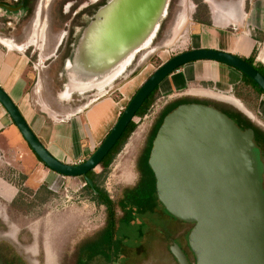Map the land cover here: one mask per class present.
<instances>
[{
	"label": "water",
	"instance_id": "1",
	"mask_svg": "<svg viewBox=\"0 0 264 264\" xmlns=\"http://www.w3.org/2000/svg\"><path fill=\"white\" fill-rule=\"evenodd\" d=\"M168 1L106 0L100 5L75 42L65 67L64 88L68 66L75 65L81 48L86 50L82 59L85 66L88 70L92 67L95 75L77 76L76 82L102 84L104 74L110 76L121 63L112 65L115 56L133 55L134 49L151 39ZM86 29L92 31L85 34ZM198 60L232 66L249 76L264 93V75L243 56L206 47L181 51L142 82L100 144L78 163L60 160L47 149L1 85L0 104L46 167L63 176H81L94 188L87 172L101 163L149 94L175 70ZM107 63L109 68L102 72L100 69L107 68ZM98 76L101 82L96 79ZM95 85L80 88L95 89ZM147 162L155 177L157 198L165 210L179 220L193 223L188 246L194 264H264V164L257 156L252 128L241 129L213 105L181 103L164 115ZM169 250L177 264H190L177 243Z\"/></svg>",
	"mask_w": 264,
	"mask_h": 264
},
{
	"label": "rangeland",
	"instance_id": "2",
	"mask_svg": "<svg viewBox=\"0 0 264 264\" xmlns=\"http://www.w3.org/2000/svg\"><path fill=\"white\" fill-rule=\"evenodd\" d=\"M26 1L27 7L24 11L6 12L1 7L0 34L21 41L28 39L35 31L37 34L34 39L35 45L31 47L32 50L35 49L36 44L40 41L38 37L40 27L33 30L34 10L39 3H42L43 38L46 37L47 45L49 44L44 49L43 55H47L52 50L59 33L63 30L67 31L70 26L69 34L64 38L61 52L58 53V59L61 57V69L58 65L57 70H54L56 72L46 81L47 95L50 99L57 90H63V95H65L66 74L65 71H62V64L67 65L82 29L93 19L92 14L95 13L98 4L103 3L104 0L93 4L90 3V0H50L46 6V0ZM184 1L186 0L168 1L166 12L160 19L151 39L138 52L121 60L120 65L110 76L104 74L105 79L102 84L92 82L91 85L96 84L95 89L84 92L82 88L91 85L88 83L78 85L76 82L72 91L82 87L80 89L84 93L75 95L74 98L79 97L81 101L85 102L90 97V93H95V97L109 94L115 101H122L123 106H126L141 83L164 61L176 53L191 49L192 45L211 41L209 33L197 34L193 32L198 27L193 25L189 15L186 19L187 22H184V26L170 41L172 38L171 26L177 20L179 13L183 11ZM188 1L189 5L195 7L192 0ZM214 1L218 3L220 9L227 8L224 0ZM85 3L88 5L85 6ZM246 9L247 11L252 10L250 22L241 21L240 27L236 28L237 31H241L246 26L251 31L252 28L257 30L256 26L264 21L257 17V11L264 9V0H248ZM215 22L228 30H232L234 27L232 23L221 19L218 15H216ZM38 54L39 51L35 49L32 58L34 63L37 62ZM65 57L67 58L64 59ZM32 65L31 63L30 66ZM181 71L187 74L188 68H183ZM96 79L101 82V76ZM170 80L159 84L152 103L142 115L134 117L133 121L136 123V127L113 155L107 168L103 169L101 165L95 167V172L100 174L97 178L98 187L112 200L115 206L113 236L115 241L120 238L122 242L118 259L116 247H114L116 242H113L111 250L108 235L102 234L107 217L106 207L99 203L96 197L95 200L93 199L90 190L84 187L81 176L67 181L63 177L58 182L46 184L52 193L48 194L46 199L40 195L29 211L24 213L12 208L9 204L19 195H23L26 201L33 199L34 193L38 190L36 188L37 181L33 182L34 185L28 183L25 186L23 184L25 180L21 178V173L14 167L17 164L16 161L10 156L4 157L1 153L0 244L4 246L2 248L4 254H7L8 257H17L19 264H176L168 247L171 244V239L179 232L187 231L190 225L169 218L170 216L164 208L157 204L152 212L136 213L135 218L130 221V225L125 226L121 221L124 209L119 203L124 192L133 188L140 180L138 155L146 147L151 126L168 103L181 96L221 102L203 96L183 94L190 82L188 81V85L182 87L171 85L173 79ZM197 83L203 87L212 86L211 82ZM242 93L246 94V91L242 90ZM261 97L260 95L253 99L251 96L252 99L249 98V104H247L254 110L247 108L253 114H250L253 122L264 130V98L261 100ZM70 104L71 102L68 105ZM175 105L171 106V110ZM2 179L10 185L7 186Z\"/></svg>",
	"mask_w": 264,
	"mask_h": 264
},
{
	"label": "crops",
	"instance_id": "3",
	"mask_svg": "<svg viewBox=\"0 0 264 264\" xmlns=\"http://www.w3.org/2000/svg\"><path fill=\"white\" fill-rule=\"evenodd\" d=\"M203 1L209 7L212 24L205 25L194 21L192 16L195 7L193 5H191L189 18H192L193 25L198 27L193 32L197 34L209 33L211 41L192 45L191 48H215L243 57H249L255 48V61L264 66V9L257 11V17L260 20L262 18L263 21L256 26L257 30L252 28L251 31L246 26L241 31H237L236 28L240 27L241 21L249 23L252 15L251 9L247 11L243 8L244 0L227 1L224 3L227 5L226 9H220L214 0ZM216 15L232 23L235 28L228 30L221 24H217L215 22ZM33 30H35L34 27ZM38 32L40 41L36 44L35 49L39 51V54L35 63L32 61L35 49H31L35 45L34 37L37 35L35 32L31 34L29 42L26 40L17 41L13 37L0 34V85L15 102L28 125L47 149L60 160L78 163L83 161L103 140L125 106L122 101H115L109 94L95 97V93H90V97L85 102L81 101L79 97L74 98L75 95H81L90 89L94 90V88L84 90V92L80 88H75L68 95H63V90H57L56 94L51 96V100L47 95L46 81L56 72L54 70H57L58 65L61 69V57L58 59L59 56L55 52L58 41L56 40L47 55H43L44 49L49 44L47 45L46 37L41 39L40 29ZM174 38L175 35L172 34V40ZM31 63L32 66H30ZM65 67L66 65L62 66V68ZM186 67L188 68L187 74L181 71ZM174 77L175 81L173 82ZM171 78L173 79L171 85L175 84V86L184 87L188 85V81L190 82L183 94L216 99L235 108L239 107L238 109L241 107L244 110L247 109L246 111L253 115L247 108L249 102L234 94V86L239 84L241 73L232 66L212 60H198L178 68L161 84L171 81ZM197 82H211L212 86L203 87ZM240 96L243 97V95ZM230 97H233L234 100H231ZM262 98L261 100H263ZM70 102L71 104L68 105ZM242 108L240 110H243ZM1 153L4 157L10 156L16 161L17 164L13 166L24 177L23 184L25 186L28 183L34 185L33 182L37 181L36 188H38L42 184L50 185L58 182L63 177H65V181L80 177L61 176L47 168L30 149L0 104ZM2 181L7 186L10 185L5 180L2 179Z\"/></svg>",
	"mask_w": 264,
	"mask_h": 264
},
{
	"label": "trees",
	"instance_id": "4",
	"mask_svg": "<svg viewBox=\"0 0 264 264\" xmlns=\"http://www.w3.org/2000/svg\"><path fill=\"white\" fill-rule=\"evenodd\" d=\"M195 4V10L193 13V20L197 23H202L205 25H211V15L208 5L203 0H192ZM23 7H27V1L24 0ZM255 48L253 49L251 55L249 57H243L245 58L250 64H252L257 70L264 75V66L261 63H258L255 61ZM182 67V66H181ZM240 72V71H239ZM241 73V80L239 84H237L234 88V94L238 98H242L246 101L253 96V99L256 97H259L260 95L264 98V93L261 90V88L246 74ZM159 85L154 88V90L149 94V96L145 99L143 105L140 107V109L136 112V116L142 115L145 110L148 108V106L152 103L154 100L155 93L158 91ZM242 90L246 91L245 93H242ZM240 95H243L240 96ZM200 103L210 104L224 113H226L230 118H232L235 123L241 128H252L254 131V140L256 142L257 146H264V130L260 128L253 120L248 117V115L244 112H242L240 109L235 108L234 106L224 103V102H218L215 100H200L198 101ZM176 105L174 106V108ZM251 110H254L253 107L247 106ZM169 111H171V107L166 108L158 118L157 122L155 123L154 127L152 128V131L150 133V137L148 139V142L146 144V147L144 148V152L142 156L140 157L138 161V168L140 171V180L138 181L137 185H135L133 188L126 190L124 192L123 197L119 200L120 206L124 209V214L121 218V221L124 225H128L129 222L135 218V214H142L146 211L152 212L157 204H162L157 198L156 195V189H155V177L148 165V156L150 152V148L152 146V140L156 134V131L159 127V125L162 122V119L165 114H167ZM136 127V123L134 121H130L124 132L122 133L121 137L117 140L116 144L111 148V150L108 152V154L102 159L101 165L103 169H106L109 165L111 159L113 158V155L119 150V148L123 145V143L126 141L127 137L130 135V133L134 130ZM87 176L91 178L93 181L94 188H91L84 178L82 177L84 181V187L86 189L90 190V193L93 195V199L95 200V197L97 198V201L101 204H104L107 211V224L104 228L102 234L104 233L108 235L109 238V245L110 247L113 245V242L115 241L113 236V230H114V216H115V206L112 200L100 189L97 185V178L100 176V174L95 172V168L92 170H89L87 172ZM22 179H24L23 176H21ZM95 190L97 192H95ZM52 191L46 187V184H42L38 187L37 192L34 193L33 199L26 201L24 199V196L19 195L12 199L10 202V206L12 208H15L22 212L29 211L30 207L35 203L36 199H39L40 195H43V198H47L46 196L48 194H51ZM164 208V206H162ZM165 210V208H164ZM165 212H167L165 210ZM168 213V212H167ZM116 247V256L117 259L120 255L121 246L120 243L121 240L116 239L115 241ZM4 246L0 244V264H19L17 261V257L12 256L8 257L7 254H4L2 251V248ZM112 250V247H111ZM115 256V252L113 253ZM19 259V258H18ZM20 260V259H19ZM21 261V260H20Z\"/></svg>",
	"mask_w": 264,
	"mask_h": 264
},
{
	"label": "flooded vegetation",
	"instance_id": "5",
	"mask_svg": "<svg viewBox=\"0 0 264 264\" xmlns=\"http://www.w3.org/2000/svg\"><path fill=\"white\" fill-rule=\"evenodd\" d=\"M48 1H50V0H46V3H45V6L47 5V3H48ZM89 1V0H88ZM91 2V4H93V3H96L97 1H99V0H90ZM105 1L106 0H104L103 1V3H105ZM227 1H237V0H224L223 2H227ZM239 1V0H238ZM23 2H24V0H21L20 2H18V3H13V2H11L10 0H0V9H1V7L4 9L3 11H6V12H19V11H24V10H26V8H24L23 7ZM103 3H100V4H98V6H97V8L100 6V5H102ZM247 3H248V0H244V3H243V8L246 10V8H247ZM4 4V5H3ZM85 6L86 5H88V4H84ZM41 7H42V3H39L36 7H35V10H34V15H35V18H34V22H35V20L39 17V20L41 19ZM97 8H96V10H97ZM183 13V12H182ZM93 15V14H92ZM181 15L182 14H180L178 17H181ZM177 20H178V18H177ZM177 20L176 21H174V24L171 26V30H173L171 33L174 35L175 34V31H176V29H175V27H176V23H177ZM44 24V23H43ZM42 24V27L40 28V31L42 32V38L41 39H43V31H44V25ZM173 26H174V28H173ZM70 29H71V27L69 26V28H68V30L67 31H65V30H63L61 33H59L60 35H58V37H57V41H58V45H57V48H56V53L58 54V53H60L61 52V46H62V43L64 42V38L69 34V31H70ZM32 34V33H31ZM30 38V37H29ZM29 38L28 39H26V42H29ZM170 41H172V38L170 39ZM169 41V42H170ZM55 54V53H54ZM67 57H65L64 59H66ZM70 58H71V56H70ZM63 59V62L65 61ZM62 66H63V64H62ZM63 71H65V68H63ZM202 101L203 99H199V98H195V97H190V96H181L180 98H178V99H176V100H174V101H171L170 103H168L164 108H163V110H161L160 111V113H159V116L157 117V119L155 120V122L153 123V125L151 126V129H150V131H149V134H148V136H147V140H146V144H147V142H148V139H149V137H150V133H151V131H152V128L154 127V125H155V123L157 122V120H158V118L160 117V115H161V113L166 109V108H168V107H171L173 104H176V106L177 105H179V104H181V103H186V102H198V101ZM254 132V131H253ZM254 137H255V135H254ZM254 142H255V140H254ZM255 144H256V142H255ZM145 148V147H144ZM144 148L142 149V151L139 153V155H138V161H139V159H140V157L142 156V154H143V150H144ZM256 153H257V156H258V158H259V161L260 162H262L263 164H264V146H257L256 145ZM262 183H263V189H264V170H263V172H262ZM163 206V205H162ZM163 208V207H162ZM167 213V212H166ZM170 217L169 218H171V219H173V220H175V221H177V222H181V223H186V224H189L190 225V228L187 230V231H181V232H179L178 234H176L175 235V237H173L172 239H171V244L169 245V247L173 244V243H177L180 247H181V249L183 250V252L185 253V255L187 256V258H188V260H189V262H190V264H194V257H193V253L191 252V250H190V248H189V246H188V234H189V232H190V230H191V228L193 227V223H190V222H185V221H182V220H179V219H177V218H175V217H173L172 215H170L169 213H167ZM106 224H107V218H106V223H105V226H104V228L106 227ZM130 225V222H129V224L127 225V226H129ZM126 226V225H125ZM104 228H103V230H104ZM139 230H140V227H139ZM170 233V232H169ZM169 247H168V249H169ZM169 252H170V250H169ZM170 254H171V252H170ZM172 255V254H171ZM172 257L174 258V256L172 255ZM174 260L176 261V259L174 258ZM176 264H177V262H176Z\"/></svg>",
	"mask_w": 264,
	"mask_h": 264
},
{
	"label": "bare ground",
	"instance_id": "6",
	"mask_svg": "<svg viewBox=\"0 0 264 264\" xmlns=\"http://www.w3.org/2000/svg\"><path fill=\"white\" fill-rule=\"evenodd\" d=\"M190 6L191 5H189V1L188 0H186V1H184V5H183V13L182 12H180L179 13V15L180 14H182L181 15V17H178V20H177V23H176V31H175V34L178 32V30L183 26V24H184V22L186 21V19H187V17H188V15H189V10H190ZM41 12V11H40ZM178 15V16H179ZM94 24V22L90 25V26H92ZM175 25V24H174ZM34 28L36 29V28H38V27H41V19L39 20V17L35 20V22H34ZM93 27V26H92ZM173 28H174V26H173ZM39 30V29H38ZM92 30L90 29V30H87L86 29V31H85V34H88V33H90ZM173 31V30H172ZM35 32V31H34ZM39 33V32H38ZM34 34V33H33ZM174 34V35H175ZM93 36H95V33H94V35ZM35 38V37H34ZM85 38V37H84ZM91 39V38H90ZM33 40V39H32ZM82 41H83V39H82ZM31 42V41H30ZM170 43V42H169ZM168 43V44H169ZM145 44H146V41H144L142 44H141V46H138L136 49H134L133 50V52H138L140 49H142L144 46H145ZM135 47V46H134ZM87 49V48H86ZM85 50V48H81V49H78V53L76 54V58H75V65H73V64H69L70 65V67L68 66V82H67V84H66V87H65V95H68L71 91H72V89L75 87V84H76V81H77V76H86V77H90V76H92V74L93 75H95V70H93V68L92 67H89V69L90 70H88V67H86L85 66V64H84V62H83V60H84V54L86 53V50ZM94 52H95V50H94ZM128 54H126L125 56H124V53H119V55H117V56H115L114 57V59L112 60V65H113V63H115L116 61H121V60H123V59H125V58H127V57H129V56H127ZM127 56V57H126ZM83 59V60H82ZM115 60V61H114ZM111 62V61H110ZM105 67H107V68H101L100 70H103L102 72H104V71H107V69L109 68V63H107L106 64V66ZM94 69H95V66H94ZM79 72V73H78ZM81 73V74H80ZM92 83V82H91ZM91 83H89L88 82V85L90 84L91 85ZM77 84L78 85H80L78 82H77ZM142 84V83H141ZM230 99L231 100H234L233 99V97H230ZM242 106V105H241ZM240 106V107H241ZM239 108V107H238ZM242 108V107H241ZM240 108V109H241ZM243 109V108H242ZM244 110V109H243ZM247 110V109H246ZM246 110H244L245 111V113H247V115L249 116V117H251L250 116V113H248ZM243 111V112H244ZM250 112V111H249Z\"/></svg>",
	"mask_w": 264,
	"mask_h": 264
},
{
	"label": "built area",
	"instance_id": "7",
	"mask_svg": "<svg viewBox=\"0 0 264 264\" xmlns=\"http://www.w3.org/2000/svg\"><path fill=\"white\" fill-rule=\"evenodd\" d=\"M11 2H13V3H18V2H20L21 0H10Z\"/></svg>",
	"mask_w": 264,
	"mask_h": 264
}]
</instances>
